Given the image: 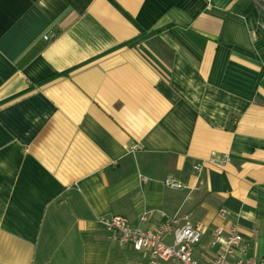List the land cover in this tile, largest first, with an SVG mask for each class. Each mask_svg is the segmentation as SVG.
<instances>
[{"label": "crops", "instance_id": "1", "mask_svg": "<svg viewBox=\"0 0 264 264\" xmlns=\"http://www.w3.org/2000/svg\"><path fill=\"white\" fill-rule=\"evenodd\" d=\"M160 213L264 257V7L0 0V264H148L105 220Z\"/></svg>", "mask_w": 264, "mask_h": 264}, {"label": "built area", "instance_id": "2", "mask_svg": "<svg viewBox=\"0 0 264 264\" xmlns=\"http://www.w3.org/2000/svg\"><path fill=\"white\" fill-rule=\"evenodd\" d=\"M255 1L259 7H264V0ZM43 39L47 41L49 36ZM136 149L135 145L130 147V150ZM227 161L225 157L219 164ZM194 170L199 172L200 166H195ZM163 184L171 189L183 188L182 183L172 176L165 178ZM219 213L224 215L225 211L220 210ZM153 215L154 211L144 213L139 218L140 223L147 224ZM160 217L163 221L153 229L131 227L126 218L120 216L105 220V225L113 242L146 255L148 264H165L169 261L177 264H264V257L255 259L249 255V247L243 243L235 228L225 233L220 227L212 231L211 245L217 247L215 257L210 262L200 263L194 258L193 250L200 243L204 228L188 223L179 226L176 218H167L163 213H160ZM169 235L172 237L171 244L165 242Z\"/></svg>", "mask_w": 264, "mask_h": 264}]
</instances>
